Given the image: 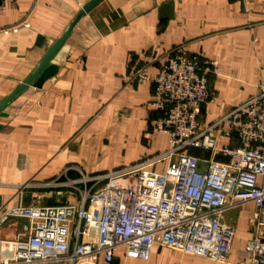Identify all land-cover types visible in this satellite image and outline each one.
<instances>
[{
	"label": "crops",
	"instance_id": "0c3cea01",
	"mask_svg": "<svg viewBox=\"0 0 264 264\" xmlns=\"http://www.w3.org/2000/svg\"><path fill=\"white\" fill-rule=\"evenodd\" d=\"M90 1L19 0L2 9L0 102L36 71ZM15 26L17 34L2 32ZM173 51L222 69L220 77L210 78L213 94L201 115L208 126L264 90V0L101 2L56 56L58 73L42 88L26 89L0 113V208L79 205L96 179L168 152L169 137L153 130L158 112L151 105L152 85L132 76L138 71L156 76ZM220 143L236 146L234 139ZM187 154L211 158L198 149ZM168 165L147 171L162 174ZM236 209L237 220L228 212L222 219L236 229L225 263L153 247L148 261L120 264H245L246 245L257 233L252 223L257 208ZM22 225L14 220L0 225V238H15Z\"/></svg>",
	"mask_w": 264,
	"mask_h": 264
},
{
	"label": "built area",
	"instance_id": "2783aa9c",
	"mask_svg": "<svg viewBox=\"0 0 264 264\" xmlns=\"http://www.w3.org/2000/svg\"><path fill=\"white\" fill-rule=\"evenodd\" d=\"M18 1L0 0V12ZM221 75L217 63L176 51L156 76L136 72L132 80L152 85L151 105L158 112L153 130L169 137L168 152L96 179L79 205L2 206L0 225L10 220L23 225L15 238H0V264L148 261L153 247L225 263L236 229L224 224L223 216L247 204L257 208L252 219L257 233L246 245L245 264H264L259 233L264 232V90L204 126L201 115L213 94L210 78ZM221 139H234L236 146L221 145ZM189 149L207 151L211 158L202 161L188 155ZM161 162L169 163L164 173L147 171Z\"/></svg>",
	"mask_w": 264,
	"mask_h": 264
},
{
	"label": "water",
	"instance_id": "95a60500",
	"mask_svg": "<svg viewBox=\"0 0 264 264\" xmlns=\"http://www.w3.org/2000/svg\"><path fill=\"white\" fill-rule=\"evenodd\" d=\"M103 1L104 0H91L83 6L65 34L52 46H50L36 71L28 78H26L24 82H22L8 97L4 98L0 102V113L3 112L7 108V106L26 89L31 86L35 88H42L46 81H48L58 73V66L54 64L56 56L58 55L68 38L71 36L78 22Z\"/></svg>",
	"mask_w": 264,
	"mask_h": 264
},
{
	"label": "rangeland",
	"instance_id": "374dc122",
	"mask_svg": "<svg viewBox=\"0 0 264 264\" xmlns=\"http://www.w3.org/2000/svg\"><path fill=\"white\" fill-rule=\"evenodd\" d=\"M228 212V213H227ZM226 213L228 214V216H230L231 218L237 220L238 217H239V209H231V210H228ZM122 264H131V262H128V263H125V262H122Z\"/></svg>",
	"mask_w": 264,
	"mask_h": 264
}]
</instances>
